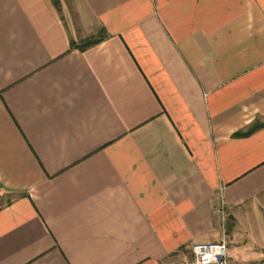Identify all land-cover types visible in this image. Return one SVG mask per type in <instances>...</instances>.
Wrapping results in <instances>:
<instances>
[{
  "label": "crops",
  "instance_id": "1",
  "mask_svg": "<svg viewBox=\"0 0 264 264\" xmlns=\"http://www.w3.org/2000/svg\"><path fill=\"white\" fill-rule=\"evenodd\" d=\"M71 6L0 0V264H264V0Z\"/></svg>",
  "mask_w": 264,
  "mask_h": 264
},
{
  "label": "built area",
  "instance_id": "2",
  "mask_svg": "<svg viewBox=\"0 0 264 264\" xmlns=\"http://www.w3.org/2000/svg\"><path fill=\"white\" fill-rule=\"evenodd\" d=\"M191 259L180 264H233L228 257L224 240L197 243L191 246Z\"/></svg>",
  "mask_w": 264,
  "mask_h": 264
},
{
  "label": "rangeland",
  "instance_id": "3",
  "mask_svg": "<svg viewBox=\"0 0 264 264\" xmlns=\"http://www.w3.org/2000/svg\"><path fill=\"white\" fill-rule=\"evenodd\" d=\"M58 2H59V5H60V13H61V15H62V17H63V19H65L64 18V12H65V9H64V5H67L68 6V8H69V10H71L72 9V6H71V0H58ZM72 11V10H71ZM66 21H67V19H66ZM261 206H264V202L262 201V202H260L259 203ZM255 210H256V208L254 207V208H252V206H248V207H246V208H244V213L245 214H250V212H255ZM243 213V212H242ZM252 216H253V218H257L256 219V221H255V223H254V225L252 224V223H250V228L252 229V230H254L255 229V232H254V236H257V234H260V235H262V233H261V231L263 230V228H264V226L263 225H261L262 223H261V220H260V218H261V215H258V214H256V215H253L252 214ZM230 222H232V223H230ZM230 224H232V225H234L235 224V222H234V219L232 220V221H229L227 218H226V221H225V228L226 229H228L229 228V225ZM232 234H233V232H231ZM232 234H230V237H232L231 235ZM236 242L235 243H242V246H239L242 250H254V249H252V247H253V245H252V243L253 242H251V244H250V242L248 243L249 245L246 247V245L244 244V243H246V240H244L245 238H247V236H245L244 237V235L243 234H241L240 232H237L236 233ZM228 237H227V235L226 236H224V238H222L221 240H224L225 242H226V244H227V246H230V247H232V249L234 250L236 247H234V246H231L232 244H234V243H230L229 241H228ZM231 239V238H230ZM218 241H220V240H218ZM190 258H185L181 263H184V262H186V261H188ZM259 264H263L262 262L261 263H259Z\"/></svg>",
  "mask_w": 264,
  "mask_h": 264
},
{
  "label": "trees",
  "instance_id": "4",
  "mask_svg": "<svg viewBox=\"0 0 264 264\" xmlns=\"http://www.w3.org/2000/svg\"><path fill=\"white\" fill-rule=\"evenodd\" d=\"M54 6L56 7V9L58 10V12H60V5L58 0H52ZM108 35L106 33V31L101 28L97 34L88 36L86 38H84L83 40H80L78 42L74 41L73 39L70 40V49L74 50V49H78L80 51H83L99 42H101L102 40H104L105 38H107ZM258 127H260L259 124H254L252 125L247 131L245 132H238L235 134V136H246L248 134H250L251 132H253L255 129H257Z\"/></svg>",
  "mask_w": 264,
  "mask_h": 264
}]
</instances>
